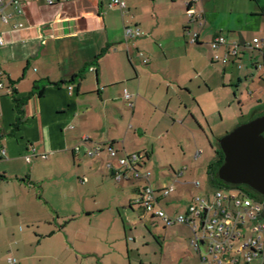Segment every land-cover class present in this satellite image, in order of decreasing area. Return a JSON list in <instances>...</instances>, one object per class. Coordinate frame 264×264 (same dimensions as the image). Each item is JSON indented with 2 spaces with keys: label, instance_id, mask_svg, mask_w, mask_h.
I'll return each mask as SVG.
<instances>
[{
  "label": "crops",
  "instance_id": "0c3cea01",
  "mask_svg": "<svg viewBox=\"0 0 264 264\" xmlns=\"http://www.w3.org/2000/svg\"><path fill=\"white\" fill-rule=\"evenodd\" d=\"M11 1L3 0L0 12V37L4 40L0 44V83L3 84L0 150L5 151L0 158V175L6 176L0 179V191L7 193V201H14L22 189L30 190L28 183H37L36 168L53 171L41 181L55 183L60 178L57 174L60 169H73L77 173L81 168L74 164L77 160L85 164L88 156L97 158L100 168H107L106 162L111 157L105 148L111 144L117 151L116 158L143 153L145 157L139 169L151 173L149 181L134 179L120 183L140 181L134 188L137 195L150 183L160 205L170 215L185 214L197 197H206L201 195L204 187L201 180L185 178L192 173L189 164L199 160L204 151L199 149L192 155L174 133H195L191 125L198 123L202 136L211 144L215 130L208 125L209 135L204 128L203 122L209 123L202 100L214 93L218 94L219 103L238 105L237 126L264 115L263 68L256 66L264 65V0H198L194 6L204 12L202 27L188 16L186 3L190 0H176L173 5L178 9L173 12H177L178 33L172 37V43L167 37L159 36V44L158 11L149 21L129 23L126 18L129 0H124L123 10L110 7V0H55L52 5L47 0H19L21 11ZM3 14L8 16L7 22L2 19ZM128 25L143 26L144 34L126 39L124 29ZM194 31L199 33L196 43L191 41ZM220 35L228 43L218 49L221 56L234 43L250 42L254 38H260V48L245 50L226 64L218 63L212 60L211 42ZM203 47L210 51L204 54ZM104 48L106 52L100 55ZM173 57L178 59L174 71L159 67L162 59ZM35 85L43 89L42 94L35 90ZM8 88L12 89L11 94ZM125 91L131 94L130 99L125 97ZM17 100L22 102L21 111L16 108ZM228 132L216 135L221 138ZM150 133L149 140L145 139ZM77 145H81L79 152L75 150ZM97 146L104 148L100 155L86 154L88 148ZM27 147H34L35 154L47 153V159L27 162L24 157ZM159 149L171 152L173 157L177 155L174 160L181 158L182 166L175 168L170 164L168 172L156 174L151 163L158 152L161 154ZM216 160L214 156L209 163ZM196 180L201 187L195 185ZM170 185L174 190L162 197L161 190ZM206 186L208 198L212 190ZM138 198L128 201L139 204ZM185 198L189 204L182 208ZM5 205H0V233L8 236L13 234L16 222L7 221L9 203ZM44 207L52 217L54 212L60 213L53 204L48 209L47 205ZM75 215L73 211L64 217ZM125 217L121 215L124 227L113 232L114 238L102 242L93 239L94 248H88L86 243L81 247L65 233L61 242L51 241L60 231L40 230L38 225L22 230L15 251L23 264H202L200 253L192 249L193 234L188 225H167L162 219L150 213L146 217L141 211V220L160 224L157 233H147L137 226L129 228V221L134 226L138 221L130 218L129 212ZM65 227L61 231H66ZM177 228L184 229V239H180ZM24 239L36 241L39 246L45 241L43 252L27 253ZM11 264L22 263L15 259Z\"/></svg>",
  "mask_w": 264,
  "mask_h": 264
},
{
  "label": "rangeland",
  "instance_id": "374dc122",
  "mask_svg": "<svg viewBox=\"0 0 264 264\" xmlns=\"http://www.w3.org/2000/svg\"><path fill=\"white\" fill-rule=\"evenodd\" d=\"M175 1L176 0H129V11L126 18L129 19V23H132L131 21L134 20L142 21L143 19H147L149 21L151 20V15L155 14L154 12L157 13L158 11V16H160V26L156 31L157 39L159 40V36H165L170 39L172 43V37L178 33V27L176 24L177 20L175 18L177 12H173L178 9L177 5H173ZM107 16L108 13H105V17ZM156 19H158V17H156ZM157 42V44H159L160 40ZM203 49H205V51H203ZM202 51L206 54V52H209L210 49L203 47ZM177 63L178 59L174 57L162 59L159 67H164L174 71L177 67ZM218 65L219 64H217V66ZM219 101L220 99L217 93H214L211 97L207 95L205 99L202 100L206 108L209 123L206 124L203 122L204 128H206L209 135L210 128L208 125L215 130L213 136L210 137L211 144L205 136H202V127L198 123L191 125V128L195 130V133L193 131H174V135L181 139V144L184 146L186 145L192 155H194V153L199 149L204 151L199 160L193 161L189 164V166L192 167V173L189 177L185 178L190 180H201L204 186L201 188V195L206 197L208 196L206 193L207 184L208 190H212V192L216 188L209 183V175L206 170L213 162L214 156H216L214 148L218 147L217 145L220 139V137L216 134L224 132L225 130H228L229 132L232 131L235 127H237L236 124L239 120L237 104L230 107L219 103ZM150 135L151 133L148 134L145 139L149 140ZM180 147L181 145L178 148L179 152H181ZM156 149H158V147ZM159 151L161 154L159 155L158 152L151 163V169L156 174L168 172L170 164H172L171 166L175 168L182 166L183 161L181 158L178 161L174 160L177 158V155L173 157L169 151L164 150L162 152L160 149ZM28 155H31L32 161L41 162L47 159L48 154L45 152L38 154H35L34 152L33 154L32 149L27 147V151L24 155L25 159ZM36 155L38 157L35 158ZM165 157H167L170 161H167ZM97 161V158L94 160L89 156L86 157L85 164H82L81 161L77 160L74 166L81 168L77 173L76 171L74 172L73 169H60L57 173L60 178L56 183L52 181H41L44 180L45 176L49 174L52 175L53 171L45 170L44 168H36L34 172L37 183H28L27 186L29 185L28 187L30 190H20L18 194H16L17 197L14 201H7V193L0 191V195L2 197L0 205L6 206V202L9 203V210L6 212L7 221L10 222L11 219L12 224L16 222V226L14 225L15 228L12 230L13 234L10 233L7 236V233L5 232L0 233V264H11L8 261L9 257L15 258L23 264L20 254L15 251L19 245V241L21 242L20 235L24 232L22 230L28 227H36L38 225H41L40 230H48L51 228L53 232L57 233L60 231L54 235V238L51 241L61 242L65 233L71 236L73 240L75 239L81 247H83V243H86L88 248L95 247L93 239L97 238L96 241L102 242V240H106V238H114L115 235L113 232L116 233V231L120 230L121 226L124 227L121 215H123V218L126 219V212H129L130 218L138 221L135 226L130 225L129 221V228L133 229L137 226L138 230H143L147 233H150L151 231L157 233L160 227L159 222L154 220L155 223H151L149 220H141L140 212L143 211L146 217L148 216V213H146V211L143 210L139 204L134 205V203L132 204L128 201V199L130 200L133 197L137 198L139 196V194H135L136 192H134V188L135 186L141 184L140 181L120 183L111 176L110 171L106 167L100 168L101 163ZM210 161L212 162L209 163ZM94 162L98 164H95ZM28 166L30 167V165ZM10 195L13 194L10 193ZM185 199L181 203L182 208H186L189 204H187L189 196L188 199ZM46 202H48V204ZM49 202L50 205L53 204L55 206L53 207L54 209L58 208L60 213L54 212L52 214L53 217L50 216L51 214L48 215L44 206L47 205V209L50 208ZM87 210H91L93 213L89 214ZM73 211H76L75 216L67 218L64 217L67 216V214H71ZM169 211L173 212L172 209ZM49 213L51 212L49 211ZM31 220H35V222H32ZM64 226H66V231H61L64 229ZM177 230L180 239H184V229L181 230L177 228ZM251 234L252 231L250 229V235ZM44 239L46 241L47 238ZM45 241L42 246H39L36 241L29 242L28 239H24V247L26 248L25 251L27 253L43 252V246L46 243ZM192 249L196 251L193 246Z\"/></svg>",
  "mask_w": 264,
  "mask_h": 264
},
{
  "label": "built area",
  "instance_id": "2783aa9c",
  "mask_svg": "<svg viewBox=\"0 0 264 264\" xmlns=\"http://www.w3.org/2000/svg\"><path fill=\"white\" fill-rule=\"evenodd\" d=\"M196 2L198 0H190L186 3L187 13L192 22H196L202 27L204 25V12L195 8ZM11 3L19 11L22 10L19 6V0H12ZM47 3L52 5L55 0H47ZM109 6L119 7L123 10L126 3L124 0H110ZM2 10L3 0H0V12ZM2 19L7 22L8 16L3 14ZM143 28L141 25H128L124 29V36L126 39L140 37L144 34ZM198 35L197 31L192 33L191 41L193 43L198 41ZM3 43L4 40L0 37V44ZM227 45L226 38L222 35L211 42L214 51L213 61L226 64L231 57H239L240 53L245 52V50L259 49L260 38H254L250 42L234 43L229 51L221 56L218 49ZM256 66L260 69L263 68L262 77L264 78L263 63H257ZM1 87H3L2 83H0ZM7 92L11 94L12 89L8 88ZM125 97L130 99L131 94L125 91ZM131 105L133 104L131 103ZM80 146L77 145L75 150L79 152ZM103 149L100 146L90 147L85 152L88 155H100ZM105 149L111 157L106 162V166L113 172L117 181L134 179L149 181L151 173L142 172L139 169L145 157L143 153L127 154L124 157L116 158L117 151L113 145L109 144ZM32 151L34 154V147H32ZM4 154L5 151L1 149L0 158ZM26 160L30 162L31 155H28ZM194 183L197 187L201 186L199 180ZM173 190L174 186L170 185L161 190V196L167 197ZM138 203L146 213L162 219L167 225L176 223L188 225L193 234L191 244L200 253L202 264H264V198L251 194L244 186L233 184L219 186L213 190L212 195L208 198L197 197L188 206L185 214L175 216L170 215L160 205L157 192L150 183L140 191ZM9 261L15 263L14 258H9Z\"/></svg>",
  "mask_w": 264,
  "mask_h": 264
},
{
  "label": "water",
  "instance_id": "95a60500",
  "mask_svg": "<svg viewBox=\"0 0 264 264\" xmlns=\"http://www.w3.org/2000/svg\"><path fill=\"white\" fill-rule=\"evenodd\" d=\"M219 145L224 153L219 178L264 196V115L238 125L219 139Z\"/></svg>",
  "mask_w": 264,
  "mask_h": 264
},
{
  "label": "trees",
  "instance_id": "16d2710c",
  "mask_svg": "<svg viewBox=\"0 0 264 264\" xmlns=\"http://www.w3.org/2000/svg\"><path fill=\"white\" fill-rule=\"evenodd\" d=\"M106 50L107 49L104 48L100 55H103L106 52ZM81 73H82V71H80L78 73V75L80 76ZM78 75H76V76H78ZM54 84H60V83H54ZM34 88H35V90H37L39 92V94L43 93V89L40 90L38 85H35ZM21 106H22V102L17 100L16 101V108L18 111H21ZM19 120H21V118H19ZM16 126L18 127V123ZM216 156H217V160L208 166V170H207L208 173L207 174L209 175V183L217 188L219 186H224V185L228 184V183L224 182L223 180H221L218 176V169L224 162V153L222 152L220 145H218V148L216 149ZM5 177L6 176L3 174L0 175V179L5 178ZM241 186H244L247 190L250 191L251 194H253L257 197L264 198L263 195H261L260 193H258L254 189H252L251 187H249L247 185H241Z\"/></svg>",
  "mask_w": 264,
  "mask_h": 264
}]
</instances>
